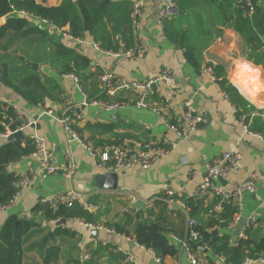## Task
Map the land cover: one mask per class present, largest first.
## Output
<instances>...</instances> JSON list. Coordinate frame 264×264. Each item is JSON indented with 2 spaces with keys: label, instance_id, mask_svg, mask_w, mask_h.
<instances>
[{
  "label": "crops",
  "instance_id": "crops-1",
  "mask_svg": "<svg viewBox=\"0 0 264 264\" xmlns=\"http://www.w3.org/2000/svg\"><path fill=\"white\" fill-rule=\"evenodd\" d=\"M131 1L133 4L135 0ZM144 1L145 11L139 18L138 27L139 35L147 43V51L142 59H115L96 53L86 43L80 44L64 35L67 26L57 30V33L61 31L58 35L63 43L91 59L92 71L96 68L101 72L110 71L116 77L143 81L156 75L163 66L171 67L174 71V81L170 89L161 85L162 94L173 101L167 117L172 120L180 114L183 101L187 100L192 109L205 118V122L189 137L179 141L177 147L167 156L155 160L148 168L133 166L116 171V189L100 187L101 179L111 171L100 166L98 160L92 157L80 142H68L67 135L57 120V116L66 106L75 107L81 112L82 119L76 127L84 128L90 125L89 129L82 130L83 135L99 138L103 143L118 142L125 136L157 142L162 137L174 139V134L166 130L159 117L148 109L127 105L115 111L119 113L118 118H111L115 112L102 111L92 102H88L86 94L78 90L67 73L59 74V60L54 54L52 44L42 42L38 35L10 38L8 33L0 40V54L3 56L1 61L6 62L10 69L13 82L17 83L22 77L30 74L28 67L20 59L23 57L24 61L37 65V70H30L39 76L46 89L55 96L45 98L41 104L33 105L0 83V97H3L10 107H16L30 114L33 119L36 118L35 124L39 126L24 129L22 145L25 139L34 133L43 135L53 149L54 159L63 169L57 174L37 177L33 184L24 189L11 208L0 209V224L12 213L30 217L33 214L32 208L39 201L70 190L86 195V201L90 196L97 197L99 206L102 205V209L108 211L101 219L121 223L129 230L138 222H152L160 210L158 201L167 204L172 222L178 224L179 217L175 210L178 209L182 213L183 209L185 210L182 203L183 194L188 195L187 199L191 196L193 188L205 175L206 163L224 151H236L241 158L227 177L222 179L224 184L220 181L219 184L229 189L233 183H246L255 175L256 190L244 193L241 216L247 218L253 215L255 221L250 226L251 231L257 235L264 234V92L255 94L253 99L251 91L246 89L235 75L237 62H251L249 66L259 70L260 80L264 82L263 65L247 58L242 38L232 28L226 27L221 37L214 42L205 45L196 40L200 65L192 66L186 61L183 50L165 38L162 25L154 20V14L162 3L158 0ZM61 2L62 0H44L43 3L47 6H57ZM84 39L91 40L88 37ZM6 41L8 45L5 44ZM3 45L7 47L9 55L5 54ZM98 54L100 56H97ZM208 63L223 66L224 77L234 87L232 94L236 95L237 104L232 102L215 78L205 72ZM55 66H58V69H55ZM53 88L54 92L51 91ZM44 104L50 106L49 112L43 113ZM3 142L4 139L0 137V144ZM67 150L72 155L74 165L70 174L67 173L65 159ZM183 158L187 160L186 163H182ZM33 164L34 160L28 154L17 161L9 162L5 172L19 176ZM166 189L174 191L176 202L182 210L161 196L162 191ZM137 200L141 201V205L134 207ZM96 207L97 205L95 209ZM55 225L57 221H43L41 228L34 227L28 232L24 238L22 264H46L43 262V256L49 246L59 247V256L48 264H74L76 261L80 264V259L85 253L89 254L93 264H158L151 250L137 243L130 246L133 240L104 227L98 229L94 239L90 233L92 228H88L79 219H65L63 225L69 231L76 232L75 236L53 235L51 231ZM235 228L236 225L233 229L226 227L218 231L234 235ZM49 233L52 234L51 237H48ZM172 237L175 238L173 235ZM171 240L175 243V239ZM98 242L115 245L113 251L124 252L122 258H125L113 262L105 252L92 254ZM195 255L198 262L203 264H223L220 256L213 255L206 246L202 247L201 251H195ZM161 264H189V260L183 251L178 250L176 255H166Z\"/></svg>",
  "mask_w": 264,
  "mask_h": 264
},
{
  "label": "trees",
  "instance_id": "trees-1",
  "mask_svg": "<svg viewBox=\"0 0 264 264\" xmlns=\"http://www.w3.org/2000/svg\"><path fill=\"white\" fill-rule=\"evenodd\" d=\"M44 0H0V40L10 33V38H26L38 35L42 42H48L54 47V54L59 60V74H73L79 78V85L86 94V100L105 98L100 93L98 75L101 71L96 68L92 71L91 59L72 46L61 41L57 30L67 26L73 37H88L99 44L104 50L118 51L123 47L129 50L135 46L132 29V1L131 0H62L57 6H47ZM253 5L250 16H244L248 4L243 0H176L174 14L166 17L162 22V31L167 40L183 50L186 61L194 67L200 65L199 49L196 40L207 45L222 35L223 29L232 28L245 43L247 58L264 67V0H249ZM36 20H39L36 23ZM8 45V42L5 43ZM0 54V83L13 90L16 94L37 105L45 98L55 95L50 93L39 76L30 69V74L22 77L15 83L12 80L10 69L6 62L1 61ZM215 74V81L227 92L232 102L237 104L236 95L232 94L233 85L225 76L222 65L208 63ZM54 88L51 90L54 92ZM44 93V96L41 95ZM134 94L119 91L110 100H128ZM0 102V134L6 130L14 131L22 125L21 120L14 113L12 107ZM109 127V125H105ZM75 127L83 141L93 140L95 147H103L118 142L103 143L99 138L85 137L82 130L89 129ZM122 139V138H121ZM120 139V140H121ZM7 141L0 144V204L8 201L14 188L11 183L17 178L12 172L2 173L9 162L19 160L28 155L33 149L31 138ZM166 198L165 195H161ZM176 194L170 198L175 199ZM88 203L97 205L95 210L84 208L78 201L68 205L58 203L52 205L39 201L32 208V215L18 216L8 214L0 224V264H22L23 245L25 237L34 227L41 228L43 221H58L61 218L79 219L84 224L101 225L121 234L139 246L151 250L154 255L162 259L166 255H176L178 249L172 242L171 236L178 239L187 237L188 230L193 229L199 233V238L189 241V248L201 251L207 247L215 256L224 257L225 264H241L245 259L254 260L264 258V234H253L251 227L246 228L244 236L239 238L235 245L228 244L229 234L218 231L226 228L233 221L237 213L233 201L220 202V196L194 198L190 196L183 207L185 212L175 210L179 223H174L170 217V210L163 201H158L160 210L152 222H138L129 230L121 223L103 220L101 216L107 214V209L99 206L98 198L90 196ZM220 202V210L214 209ZM192 221L187 225L186 219ZM215 231V232H214ZM53 235L67 234L75 236L76 232L69 231L63 225H55L51 231ZM115 245L110 243L96 244L94 253H106L108 259L117 262L124 258L113 251ZM59 256V247L49 246L44 251L43 262L48 264ZM81 264V262H79ZM200 263V262H199ZM78 264V261L74 262ZM85 264H93L88 258ZM203 264V263H200Z\"/></svg>",
  "mask_w": 264,
  "mask_h": 264
},
{
  "label": "built area",
  "instance_id": "built-area-1",
  "mask_svg": "<svg viewBox=\"0 0 264 264\" xmlns=\"http://www.w3.org/2000/svg\"><path fill=\"white\" fill-rule=\"evenodd\" d=\"M158 1L162 4L156 10L154 20L157 24L162 25L164 19L173 14V10L172 5L168 0ZM243 1L248 4V7L244 11L243 15L250 16L254 9L253 5L249 2V0ZM144 11L145 1L135 0L132 4V29L135 38V46L129 50H124L123 47L118 51L104 50L98 43L92 40L86 41L84 38H75L66 31L64 32V35L80 44L86 43L96 53L109 55L115 59H129L133 57L142 59L147 51V43L139 35L138 27L139 18L142 16ZM262 48L264 49V46ZM204 70L209 76L215 78V74L210 66H206ZM67 76L71 77L77 85L78 90L84 93L79 85V78L71 73L67 74ZM173 81L174 71L169 66H163L156 75L143 81L127 80L123 77H116L110 71L101 72L98 75V86L100 93L103 94L105 98L93 100L91 102L100 110L111 113H114L127 105H132L140 109H148L159 117L166 130L171 131L174 134V139L162 137L159 141L155 142L151 140H136L125 136L117 144H106L103 147H95L93 140L89 139L87 141H83L75 128L76 124L82 119L79 109L66 106L57 116V120L62 125L63 130L67 135L68 142H80L87 148L89 154L98 160V164L106 170L119 171L133 166H139L146 169L155 160L167 156L177 147L179 141L189 137V135L193 133L200 124L205 122V118L201 114L195 112L192 109L190 102L187 100L183 101V109L180 114L172 120L167 117V113L172 109L173 101L170 97L162 94L161 85H166L170 89ZM119 91L132 93L134 95L126 101L109 99L114 97ZM0 102H5L6 106H9L3 97H0ZM12 109L21 120L22 125L14 131L6 130L4 133H1L0 137L2 139H6L9 134L17 130L24 131L25 128L35 125V119H33L30 114L21 111L16 107H12ZM50 110V106L48 104H44L43 113L49 112ZM30 138L33 143V149L29 155L34 160L35 164L27 167L11 183V186L14 188V192L8 201L0 204L1 210L11 208L24 189L33 184L37 177L41 175L57 174L63 169L61 164L57 163L54 159L53 149L43 135L34 133ZM240 158V154L236 151H224L211 161L207 162L205 165V175L202 180L195 185L191 194L194 198L218 195L220 196V202L233 201L236 205L237 213L235 214L233 221L227 227L229 229H233L235 227L239 217L241 216L244 193L254 192L257 187L254 180L255 175H253V178L246 183H233L229 189H226L219 184V180L227 177ZM65 159L68 166L67 173L70 174L74 169V165L72 164V155L69 150L65 153ZM186 162L187 160L183 158L182 163ZM161 194L166 196V200L169 199L172 204L181 209L179 203L176 202V199L170 198L175 194L174 191L166 189L162 191ZM85 196L86 195H83L80 192L70 190L66 193H59L54 197L44 198L41 201L52 205H57L58 203H65L68 205L72 201H78L84 208L90 211L94 210L95 205L93 203H88ZM220 202L214 207L216 211L220 210ZM183 212H185L184 209ZM246 219L247 221L238 235H229V245H235L238 239L244 236L243 231L250 227L255 221V217L253 215L248 216ZM186 222L187 225L192 223V221L188 218L186 219ZM86 225L88 228H103L101 225ZM199 236V233L193 229L188 230L187 237H184L183 239L171 236V238L175 239V242L180 243L179 250L183 251L189 260V264H200L195 253L189 248V241L195 240L199 238ZM88 258L89 254L85 253L80 259L81 264H85ZM155 258L157 263L161 264V259L156 256ZM219 259L223 264H225L224 257L220 256ZM250 262H259L264 264V258L259 257L254 260L245 259L241 264H249Z\"/></svg>",
  "mask_w": 264,
  "mask_h": 264
},
{
  "label": "water",
  "instance_id": "water-1",
  "mask_svg": "<svg viewBox=\"0 0 264 264\" xmlns=\"http://www.w3.org/2000/svg\"><path fill=\"white\" fill-rule=\"evenodd\" d=\"M170 2V4L172 5V10L173 12L175 13L176 11V8H175V3H176V0H168ZM39 20H36V23H38ZM3 23V19L0 18V24ZM2 49L5 51V54L6 55H9V53L6 51L7 50V47L5 45L2 46ZM97 56H100L99 54ZM21 60H23V57H20ZM26 66L29 68V69H33V70H37V65L35 63H30V62H26L25 63ZM91 64L93 65V62H91ZM44 93L41 92V95L43 96ZM119 117V113L118 112H115L114 115L111 116V118L115 119V118H118ZM36 119V118H35ZM36 128L39 126L37 124L35 125H31V127H35ZM25 135H24V132L22 130H17L11 134L8 135V137L6 138L7 141H15V140H21V139H24ZM2 173H5V170H2L1 171ZM116 179H117V173L116 171H111V172H108L107 174L104 175V177L101 179V184H100V187H105V188H108V189H116L117 187V183H116ZM221 183L224 184V181L222 179L219 180ZM188 195L187 194H183V197H182V203L184 204L185 203V200L187 199ZM141 205V201L140 200H137L134 202V207L135 206H139ZM143 206V204H142ZM247 219L243 216H240L239 219H238V222L236 224V228L234 230V235H238L243 226L245 225ZM65 224V218H61L60 220L57 221V225H64ZM215 232V231H214ZM90 233H91V237L96 239L97 237V234H98V229L97 228H92L90 229ZM51 233H49L48 237H51ZM135 244L134 241L130 242V246H133ZM175 246L176 248L179 250L180 249V243L179 242H175ZM117 254L120 256V257H123L124 256V252L122 251H118Z\"/></svg>",
  "mask_w": 264,
  "mask_h": 264
},
{
  "label": "clouds",
  "instance_id": "clouds-1",
  "mask_svg": "<svg viewBox=\"0 0 264 264\" xmlns=\"http://www.w3.org/2000/svg\"><path fill=\"white\" fill-rule=\"evenodd\" d=\"M251 62H237L236 77L239 82L247 89L248 85L251 84L252 91L250 95L253 97L257 93L264 92V82L260 80L259 70L250 67Z\"/></svg>",
  "mask_w": 264,
  "mask_h": 264
},
{
  "label": "rangeland",
  "instance_id": "rangeland-1",
  "mask_svg": "<svg viewBox=\"0 0 264 264\" xmlns=\"http://www.w3.org/2000/svg\"><path fill=\"white\" fill-rule=\"evenodd\" d=\"M221 37V36H220ZM217 38H219V37H217ZM216 38V39H217ZM216 39H214L212 42H214ZM202 52V51H201ZM49 57L51 56L50 54L48 55ZM21 61H23V63H26V61H24V60H21ZM58 65V64H57ZM53 67V66H52ZM55 69H58V66H55ZM47 81V80H46ZM50 81V80H49Z\"/></svg>",
  "mask_w": 264,
  "mask_h": 264
},
{
  "label": "bare ground",
  "instance_id": "bare-ground-1",
  "mask_svg": "<svg viewBox=\"0 0 264 264\" xmlns=\"http://www.w3.org/2000/svg\"><path fill=\"white\" fill-rule=\"evenodd\" d=\"M250 86V84L248 85V89L250 90V91H252V88L251 87H249Z\"/></svg>",
  "mask_w": 264,
  "mask_h": 264
}]
</instances>
